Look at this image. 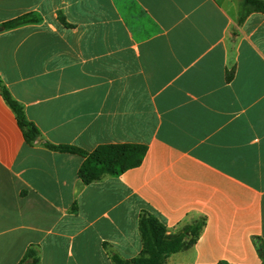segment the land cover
I'll return each mask as SVG.
<instances>
[{
  "label": "crops",
  "instance_id": "obj_1",
  "mask_svg": "<svg viewBox=\"0 0 264 264\" xmlns=\"http://www.w3.org/2000/svg\"><path fill=\"white\" fill-rule=\"evenodd\" d=\"M241 0H0V79L39 129L29 144L0 92V264L139 257L142 213L169 235L204 219L165 264H264V14ZM141 144L142 164L86 185L84 158Z\"/></svg>",
  "mask_w": 264,
  "mask_h": 264
},
{
  "label": "trees",
  "instance_id": "obj_2",
  "mask_svg": "<svg viewBox=\"0 0 264 264\" xmlns=\"http://www.w3.org/2000/svg\"><path fill=\"white\" fill-rule=\"evenodd\" d=\"M252 13L264 14V0H241L239 25ZM33 14H25L9 20L2 25V30L17 28L28 23L38 22ZM0 92L17 115L18 123L24 132L26 141L31 144L39 136V129L30 122L23 107L15 101L0 79ZM58 151L82 156L84 162L79 170V177L89 185L100 181L104 176L118 177L126 171L140 166L147 152L141 144L100 145L92 152H86L74 146H50ZM206 222L204 219L186 226L180 233L169 235L167 228L152 214L142 213L139 230L143 242L141 255L132 260H125L118 254L109 252L113 264H165V258L188 248L200 236ZM19 264H41L40 250L31 245Z\"/></svg>",
  "mask_w": 264,
  "mask_h": 264
},
{
  "label": "water",
  "instance_id": "obj_3",
  "mask_svg": "<svg viewBox=\"0 0 264 264\" xmlns=\"http://www.w3.org/2000/svg\"><path fill=\"white\" fill-rule=\"evenodd\" d=\"M0 31H2V28L0 27Z\"/></svg>",
  "mask_w": 264,
  "mask_h": 264
}]
</instances>
